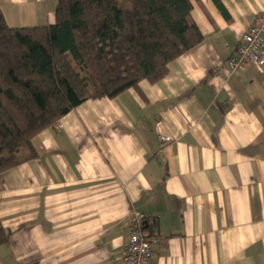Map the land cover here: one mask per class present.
Returning a JSON list of instances; mask_svg holds the SVG:
<instances>
[{
  "label": "crops",
  "instance_id": "obj_1",
  "mask_svg": "<svg viewBox=\"0 0 264 264\" xmlns=\"http://www.w3.org/2000/svg\"><path fill=\"white\" fill-rule=\"evenodd\" d=\"M57 2L0 8L35 27ZM191 3L203 42L165 79L80 105L0 174V264H124L135 213L153 264H264V62L229 65L264 0Z\"/></svg>",
  "mask_w": 264,
  "mask_h": 264
},
{
  "label": "trees",
  "instance_id": "obj_2",
  "mask_svg": "<svg viewBox=\"0 0 264 264\" xmlns=\"http://www.w3.org/2000/svg\"><path fill=\"white\" fill-rule=\"evenodd\" d=\"M191 0H58L51 25L15 28L0 8V174L87 101L114 100L203 42Z\"/></svg>",
  "mask_w": 264,
  "mask_h": 264
},
{
  "label": "built area",
  "instance_id": "obj_3",
  "mask_svg": "<svg viewBox=\"0 0 264 264\" xmlns=\"http://www.w3.org/2000/svg\"><path fill=\"white\" fill-rule=\"evenodd\" d=\"M231 49L238 54V58L231 59L229 65L239 68L244 65L260 67L264 62V12L260 13L254 24L242 37V42L233 45ZM149 219V220H148ZM151 221L142 213L134 214L132 232L129 243L123 249L124 264H153L151 251L152 242H157L158 237L149 239L145 227Z\"/></svg>",
  "mask_w": 264,
  "mask_h": 264
}]
</instances>
